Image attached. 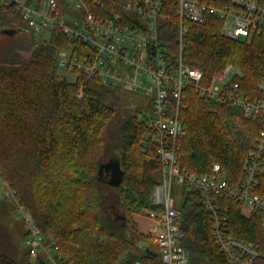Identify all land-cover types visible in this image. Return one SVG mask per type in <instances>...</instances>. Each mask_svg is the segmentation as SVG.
Here are the masks:
<instances>
[{
    "label": "trees",
    "instance_id": "obj_1",
    "mask_svg": "<svg viewBox=\"0 0 264 264\" xmlns=\"http://www.w3.org/2000/svg\"><path fill=\"white\" fill-rule=\"evenodd\" d=\"M195 1L219 8H230L233 2ZM209 20L203 25L184 24V62L203 69L208 79L233 64L241 71L233 81L247 95L259 96L264 31L231 39L222 32V19ZM22 23L20 14L0 0V29L18 30ZM158 24L160 40L175 62L180 25L176 0L165 1ZM72 44L59 32L48 41L25 46L28 56L15 54L0 65V177L33 215L42 234L57 241L66 264H161L153 235L140 231L134 219L145 210L158 209L150 197L162 175L154 133L132 111L122 114L117 108L123 94L119 88L83 76L69 82L59 74L57 55ZM82 86L84 98L79 100L76 95ZM187 94L181 114L186 136L177 154L182 170L205 174L219 164L229 186H239L264 117H248L227 104L210 103L192 90ZM113 157L124 173L116 187L99 173ZM257 192L264 196V173ZM174 196L191 264H227L212 238L202 193L183 185L174 189ZM213 199L229 209L230 234L253 242L260 252L258 263L264 264V212L255 210L246 217L239 201L227 196ZM25 252L20 256L7 227L0 225V264H33Z\"/></svg>",
    "mask_w": 264,
    "mask_h": 264
},
{
    "label": "built area",
    "instance_id": "obj_2",
    "mask_svg": "<svg viewBox=\"0 0 264 264\" xmlns=\"http://www.w3.org/2000/svg\"><path fill=\"white\" fill-rule=\"evenodd\" d=\"M22 17L28 30L60 32L73 44L57 55L56 68L69 75L96 79L104 86L141 97L144 111L139 120L154 133L162 165V181L152 193L147 218L155 224L153 244L159 249L161 264H191L182 244L185 232L179 225L174 189L187 185L200 191L212 221L211 235L227 264H259L260 252L250 241L229 232V209L213 197L227 196L252 211L264 212V196L257 192L264 173V122L252 142L245 161V177L239 186H229L214 164L205 174H189L178 161L180 142L186 136L181 114L187 107L188 91H195L210 103L227 104L249 117H264V79L259 96L243 92L234 78L241 71L227 65L213 78L203 69L183 60L185 23L203 25L210 18L223 21L222 32L231 39L251 38L264 31V0H233L230 8H219L195 0H176L179 8V57L172 62L159 36V14L166 0H6ZM83 91V87L80 88ZM82 95V93H80ZM3 181V180H2ZM6 198L26 227L25 246L31 257L45 264H66L56 240H48L33 215L17 200L9 183ZM264 228V217L262 220Z\"/></svg>",
    "mask_w": 264,
    "mask_h": 264
},
{
    "label": "rangeland",
    "instance_id": "obj_3",
    "mask_svg": "<svg viewBox=\"0 0 264 264\" xmlns=\"http://www.w3.org/2000/svg\"><path fill=\"white\" fill-rule=\"evenodd\" d=\"M20 28L21 30H19ZM26 28L27 27L25 23L24 24L22 23V25H18V30H15L14 33H6L5 30L9 28H3L2 30L0 29V65L8 64L7 62L15 54L16 55L20 54L22 56H28L29 55L28 53L30 52L23 51L25 46L29 45L30 43L33 45V44H38L44 41H48L51 39L53 34L57 35L59 33L58 31H52V30L26 31L25 30ZM59 74L61 76H65L69 82H74L77 77L76 75H69L63 71H61ZM80 93H82V95H80ZM76 96L79 100H82L84 98V90L81 92L79 89ZM119 96H121V100H120V103L117 105V108L122 110L121 111L123 112L122 114L128 113V111H132L134 114L137 115L139 119V115L144 111V106H143L144 99H142L141 97H134L126 93L120 94ZM113 128H115V124ZM112 159L118 160L115 157H113ZM101 177L103 181L105 182L109 180L105 172H103ZM161 181H162V175H161L160 182ZM154 189H152L151 191V196H150L151 204H152V193ZM6 194H7V187L0 177V213H1V210L3 211L4 207L7 206L5 205L7 204L5 201ZM147 211L148 210H145L141 215H135L134 219L136 220L140 231L144 232L145 234L152 235L156 232V228H155V224L153 223V221L147 218ZM12 213L13 215H11L12 222L10 224V232L8 231L9 236L11 237V240L13 244L15 245L16 249L19 250L20 256H23L25 255L26 253L25 251L27 250L25 243H24V232L26 230V227H25L24 222L21 219H19L16 214H14V211H12ZM6 249L8 250L9 248H6ZM10 252L12 253V250ZM31 261L33 264H38L37 258L31 257Z\"/></svg>",
    "mask_w": 264,
    "mask_h": 264
},
{
    "label": "crops",
    "instance_id": "obj_4",
    "mask_svg": "<svg viewBox=\"0 0 264 264\" xmlns=\"http://www.w3.org/2000/svg\"><path fill=\"white\" fill-rule=\"evenodd\" d=\"M103 172H105L106 173V176H108V179L111 180V178H112V172H111V170H107L106 168H104L102 170V172H100V176H102ZM176 187H179V186H176ZM5 201L7 203L5 205H7V206L4 207V210L3 211L1 210V213H0V216H1V218H0V220H1L0 221V225L6 226L7 229H8V231L10 232V224L12 222V216L11 215H13L12 211H14V210H13V206L9 203V201L7 200L6 197H5ZM176 207H177V203H176ZM252 213H253V211L249 207L244 206V205L242 206V214L244 216L250 217L252 215ZM14 214H15V212H14ZM25 234H26V230L24 232V236H25Z\"/></svg>",
    "mask_w": 264,
    "mask_h": 264
},
{
    "label": "water",
    "instance_id": "obj_5",
    "mask_svg": "<svg viewBox=\"0 0 264 264\" xmlns=\"http://www.w3.org/2000/svg\"><path fill=\"white\" fill-rule=\"evenodd\" d=\"M6 33H14L15 30L7 29L5 30ZM106 168L107 170H111L112 172V178L108 181V184L111 186H119L123 179V170L121 168V164L119 160L111 159L109 162L104 163L99 168V173L102 172V170ZM150 254L153 256L158 255V253H153L150 249H148Z\"/></svg>",
    "mask_w": 264,
    "mask_h": 264
},
{
    "label": "bare ground",
    "instance_id": "obj_6",
    "mask_svg": "<svg viewBox=\"0 0 264 264\" xmlns=\"http://www.w3.org/2000/svg\"><path fill=\"white\" fill-rule=\"evenodd\" d=\"M170 1V0H169ZM210 21V20H209ZM2 30V29H1Z\"/></svg>",
    "mask_w": 264,
    "mask_h": 264
}]
</instances>
